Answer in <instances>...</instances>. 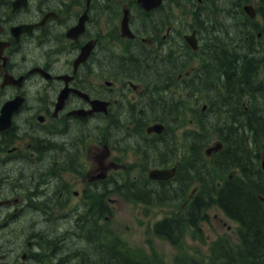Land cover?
<instances>
[{
	"label": "flooded vegetation",
	"instance_id": "flooded-vegetation-1",
	"mask_svg": "<svg viewBox=\"0 0 264 264\" xmlns=\"http://www.w3.org/2000/svg\"><path fill=\"white\" fill-rule=\"evenodd\" d=\"M140 2L0 0V118L7 103L19 101L0 129V230L9 235L0 236V264H69L64 244L77 237L79 214L92 204L97 178L112 168L107 156L119 144L113 131L168 127L176 122L170 92L191 93L199 79L191 61L209 50L202 26L204 15L210 20L211 5L148 0L144 8ZM238 4L235 0L231 9L243 19ZM176 7L183 10L181 18ZM194 32L196 50L188 41ZM86 46L91 47L87 59L76 65ZM145 57L155 72L134 66H142ZM177 62L183 65L175 67ZM159 64L173 69L160 72ZM215 64L208 66L220 75ZM96 100L107 103L105 113L94 111ZM161 106L167 109L157 111ZM97 125L104 126V160L88 168L87 158L96 156ZM149 143L132 135L129 149ZM165 145L160 141L152 152L163 164L174 154L178 158L174 151L160 160ZM184 152L190 153L189 143ZM65 203L75 214L64 217Z\"/></svg>",
	"mask_w": 264,
	"mask_h": 264
},
{
	"label": "trees",
	"instance_id": "trees-1",
	"mask_svg": "<svg viewBox=\"0 0 264 264\" xmlns=\"http://www.w3.org/2000/svg\"><path fill=\"white\" fill-rule=\"evenodd\" d=\"M234 1L229 0L228 7L234 6ZM260 1L258 11L263 24L249 19L242 11L243 20L248 25L243 27V20L237 18V12L233 14L220 7L217 13H221L223 18L228 16V24H225L222 34L212 25L206 27V32L211 31L213 37L208 42L209 50L203 51L201 72H212L208 64L215 62L222 73L224 89L220 90V99L209 95L206 96L207 100L204 99L209 103V113H215L214 119H207V114L197 111V129L190 132L191 156L180 161L176 181L173 184L153 183L146 176L131 183H124L122 176H113L109 181L111 192H119L126 199L149 207L188 202L180 213L164 219L155 227L158 235L175 245L181 239L185 223L197 228L204 220L206 210L212 206L220 207L228 217L240 224V243L235 248L230 247L225 252L220 242L212 247L213 255L221 258L225 264H264V0ZM230 18H235L237 22L229 25ZM151 61L145 57L142 66L137 62L134 66L155 72ZM161 65L158 67L160 72L173 69ZM182 65L179 62L174 64L175 67ZM194 97L199 101L197 95ZM169 106L171 111L177 110V105L174 108ZM166 109L161 106L157 111ZM227 114L232 118H225ZM214 134L223 142V148L207 158L203 149ZM163 141L167 144V140ZM143 154H147L146 150H143ZM186 177L189 180L185 185L181 182ZM195 184L198 189L191 196L189 192ZM98 199L99 191L96 190L95 200ZM79 229L81 235L90 239L91 249L77 252V260L71 264H162L156 255L132 249L112 232L107 237L97 220L95 224L80 225Z\"/></svg>",
	"mask_w": 264,
	"mask_h": 264
},
{
	"label": "rangeland",
	"instance_id": "rangeland-1",
	"mask_svg": "<svg viewBox=\"0 0 264 264\" xmlns=\"http://www.w3.org/2000/svg\"><path fill=\"white\" fill-rule=\"evenodd\" d=\"M176 2L182 0H175ZM213 1V0H212ZM211 0H208L210 3V7L212 9L215 8ZM229 0H215L217 8L220 10V7L227 9L231 13L235 14L231 6L228 7ZM239 1V11L241 12V2ZM252 3H256L257 0H251ZM183 10L176 7V15L181 18ZM219 17V16H218ZM240 20V18L237 16ZM244 18V16H243ZM225 19H228V16H225ZM217 22H220L216 17ZM243 19H241L242 21ZM237 20L235 18H230L229 25L236 23ZM243 27H247L248 25L243 22ZM216 25H221L217 23ZM225 26V24H224ZM224 26H219V29L222 31ZM216 65V64H215ZM191 67H199L198 62H194ZM210 67V66H208ZM190 69V68H189ZM212 69V68H211ZM215 69H212V72H201L200 74V87L203 88V91L209 96H215L214 98L220 99V94L218 90L224 89L222 73L215 72ZM218 72V71H217ZM264 73V68L263 71ZM217 76H215V75ZM216 78L215 80L213 79ZM263 79V78H262ZM190 92H185L183 95V102L181 103L182 111L179 114L181 119L182 126H180L177 132V140H179V144L183 146L184 140H181L182 134L186 130H195L197 125L193 123V115L197 116V110H193V107H199V110L205 106L203 101L200 104L195 103V100L192 98L195 90L191 88ZM213 99V98H212ZM208 103V101H207ZM209 110L206 109L203 113H208ZM207 119H214L215 113L210 112L205 116ZM231 117V115L227 114L225 118ZM232 118V117H231ZM177 125L176 122H170L168 128L173 129ZM100 139H103L104 130L100 131ZM215 135V134H214ZM116 137V136H115ZM216 137L214 136L210 141V145L216 142ZM99 148V149H98ZM157 148L156 146L154 147ZM104 147L99 144L95 147V155L94 158H87L86 162L88 168L90 166L92 168H97L99 162L104 160ZM123 155V156H122ZM169 155V153L163 152L161 157L165 158ZM98 156H101L100 158ZM183 157H188V152H184L182 154ZM108 159L113 162L114 159L120 158L129 166V171L125 174H128L129 178H134L140 170V165H137L136 162L138 158L136 156L122 154L119 152L112 153L107 156ZM66 179V177H65ZM189 178L186 177L185 185L187 184ZM66 185V183H65ZM81 184L76 185L74 191H80ZM110 202L108 205L109 214L105 217L109 222V226L111 232L122 239L126 244H128L133 249L145 253L147 255L154 256L156 258L161 259L162 264H223L221 261H218L212 255V246L215 242L220 240H225L231 245L235 246L239 243V226L236 222L232 221L217 207L213 206L206 211V220L203 221L200 227L197 229H193L189 226L183 227V234L181 242L178 246H174L167 239L160 237L155 234L153 225L162 219L165 216L172 215L177 212V208L172 206L160 207L157 209L148 208L142 203H138L135 201H125L120 198L118 194H112L110 197ZM71 204L68 205L65 203L64 215L71 214ZM104 223L102 220L101 224ZM0 236L4 239H8L9 235L7 232L0 230ZM72 238V237H71ZM69 238V242L64 244V252H71V245L73 241ZM80 243L84 246L82 251H90L91 245L90 240L87 238H80ZM62 256H64L62 254ZM70 264V263H69Z\"/></svg>",
	"mask_w": 264,
	"mask_h": 264
},
{
	"label": "water",
	"instance_id": "water-1",
	"mask_svg": "<svg viewBox=\"0 0 264 264\" xmlns=\"http://www.w3.org/2000/svg\"><path fill=\"white\" fill-rule=\"evenodd\" d=\"M141 4L143 7L147 8L149 7L148 5V0H141ZM246 11L248 12V14L251 16V17H255V10L253 9L252 6H248L245 8ZM126 30V29H125ZM192 45L196 48V44L195 42L192 43ZM88 51H86V49L83 50V53L82 55H85ZM16 102H11L9 103V105H7L4 109V112H3V116L2 118L0 119V129H4L6 126L3 125L2 123L5 121V120H8L13 109H14V105H15ZM99 109V108H98ZM101 109H104V106L101 107ZM163 130V127L162 126H154L153 128H150V132L151 131H156V132H161ZM221 148V145H218L216 147H212L210 149H208L207 153L210 154L212 151H216L218 149ZM263 166H264V161H263ZM171 175V173L169 171H155L153 172V174L151 175L153 178H156V179H164V178H167V176L169 177Z\"/></svg>",
	"mask_w": 264,
	"mask_h": 264
},
{
	"label": "bare ground",
	"instance_id": "bare-ground-1",
	"mask_svg": "<svg viewBox=\"0 0 264 264\" xmlns=\"http://www.w3.org/2000/svg\"><path fill=\"white\" fill-rule=\"evenodd\" d=\"M213 2H214V5H215V8H217L215 0H213ZM241 14H242V16H244L243 13H242V9H241ZM223 87H224V81H223ZM222 91H223V89H222ZM218 93H220V90H218ZM158 146H159V143L156 144V147H158Z\"/></svg>",
	"mask_w": 264,
	"mask_h": 264
}]
</instances>
